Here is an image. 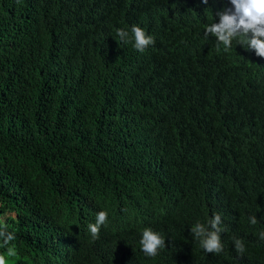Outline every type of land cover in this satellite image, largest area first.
<instances>
[{
  "label": "trees",
  "instance_id": "16d2710c",
  "mask_svg": "<svg viewBox=\"0 0 264 264\" xmlns=\"http://www.w3.org/2000/svg\"><path fill=\"white\" fill-rule=\"evenodd\" d=\"M1 215L14 264H264V0H0Z\"/></svg>",
  "mask_w": 264,
  "mask_h": 264
},
{
  "label": "rangeland",
  "instance_id": "374dc122",
  "mask_svg": "<svg viewBox=\"0 0 264 264\" xmlns=\"http://www.w3.org/2000/svg\"><path fill=\"white\" fill-rule=\"evenodd\" d=\"M7 216H14V214H6ZM6 216L1 215L0 219L5 220ZM15 258L11 251H7L5 253L0 252V264H14Z\"/></svg>",
  "mask_w": 264,
  "mask_h": 264
}]
</instances>
